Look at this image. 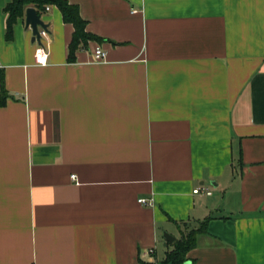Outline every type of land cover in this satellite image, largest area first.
Returning a JSON list of instances; mask_svg holds the SVG:
<instances>
[{
    "label": "crops",
    "instance_id": "crops-1",
    "mask_svg": "<svg viewBox=\"0 0 264 264\" xmlns=\"http://www.w3.org/2000/svg\"><path fill=\"white\" fill-rule=\"evenodd\" d=\"M8 1L0 264L161 261L207 217L187 260L264 264V0H68L96 36L73 54L50 4L47 64Z\"/></svg>",
    "mask_w": 264,
    "mask_h": 264
},
{
    "label": "trees",
    "instance_id": "trees-1",
    "mask_svg": "<svg viewBox=\"0 0 264 264\" xmlns=\"http://www.w3.org/2000/svg\"><path fill=\"white\" fill-rule=\"evenodd\" d=\"M48 4H56L62 11V15L66 21L74 24V36L69 45L70 53L73 54L81 42L87 41L90 38L96 37L86 30L87 20L81 15L79 4L69 2L68 0H9L4 12L7 19L6 37L8 40L14 38V29L19 20L24 19L26 8L28 6H35L42 15L46 11ZM0 85L1 97L0 103H4L7 98V90L4 79V70L0 66ZM210 217L204 219L198 226H192L189 231L183 233L176 238L174 247L166 252V256L161 261L144 262L143 264H182L188 259V251L197 244V236L199 233L206 232L208 220Z\"/></svg>",
    "mask_w": 264,
    "mask_h": 264
},
{
    "label": "built area",
    "instance_id": "built-area-1",
    "mask_svg": "<svg viewBox=\"0 0 264 264\" xmlns=\"http://www.w3.org/2000/svg\"><path fill=\"white\" fill-rule=\"evenodd\" d=\"M51 5L48 4L46 6V10L50 9ZM39 30H40V33H42V37L43 35L46 34V29L43 28L41 25H39ZM35 57H36V60L39 62V63H42V64H47V61H48V57H49V50L48 48L46 47L45 44L43 43H40L37 45L36 47V51H35ZM107 57V50L101 46V45H96V48L94 49V59L97 60V61H103L105 60ZM73 178L76 177V174L73 173L71 175ZM195 192H207V193H211V190L207 187H196L194 189ZM139 201L141 203H148V204H151L152 203V199H148V198H140Z\"/></svg>",
    "mask_w": 264,
    "mask_h": 264
},
{
    "label": "water",
    "instance_id": "water-1",
    "mask_svg": "<svg viewBox=\"0 0 264 264\" xmlns=\"http://www.w3.org/2000/svg\"><path fill=\"white\" fill-rule=\"evenodd\" d=\"M25 22H26V27L31 28L32 33H33V41L37 40L39 43H42V33H40L39 30V25H41L43 28L46 30L49 29V22H46L38 12L37 8L33 6H28L26 8L25 12ZM163 236L165 239H167L170 242H175L176 237L171 234L169 231L166 229H163ZM182 264H192L191 260H186Z\"/></svg>",
    "mask_w": 264,
    "mask_h": 264
},
{
    "label": "rangeland",
    "instance_id": "rangeland-1",
    "mask_svg": "<svg viewBox=\"0 0 264 264\" xmlns=\"http://www.w3.org/2000/svg\"><path fill=\"white\" fill-rule=\"evenodd\" d=\"M176 234L178 235V232H176ZM163 256H164V254L162 253V254L159 255V258L162 259Z\"/></svg>",
    "mask_w": 264,
    "mask_h": 264
}]
</instances>
